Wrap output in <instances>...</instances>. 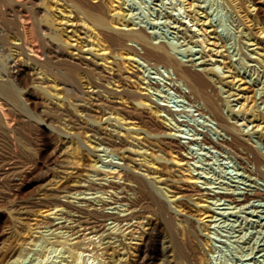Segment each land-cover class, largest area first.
I'll return each instance as SVG.
<instances>
[{"label": "bare ground", "instance_id": "bare-ground-1", "mask_svg": "<svg viewBox=\"0 0 264 264\" xmlns=\"http://www.w3.org/2000/svg\"><path fill=\"white\" fill-rule=\"evenodd\" d=\"M179 5L174 42L124 0H0V264H206L212 199L264 217V0ZM193 144L238 161L233 189Z\"/></svg>", "mask_w": 264, "mask_h": 264}, {"label": "rangeland", "instance_id": "rangeland-1", "mask_svg": "<svg viewBox=\"0 0 264 264\" xmlns=\"http://www.w3.org/2000/svg\"><path fill=\"white\" fill-rule=\"evenodd\" d=\"M124 1H125L126 11L131 12L132 18L134 19L135 22L146 26L150 31H155L153 33L157 37L171 39L174 42L178 41V38L174 32L173 27L168 25L169 24L168 22L171 19V17H169L170 14H172L171 12H174L173 13V15L175 14L174 16H176L177 14V16L179 17L182 16L181 18H186L185 13L182 11L183 9L180 11L179 0L176 1L124 0ZM174 5L176 9L174 8ZM1 6L4 7L5 3L1 4ZM177 6L179 9L177 8ZM218 8H219L218 11L221 15L225 13L221 17L227 18L226 9L223 8L222 5H219ZM182 13L184 14V16ZM226 18H224V20H226ZM196 48H200V46H196ZM1 53H3L4 55L3 54L1 55ZM4 56L5 58L8 57L7 53L1 51L0 58L2 60H5ZM150 69H152V72L150 71ZM150 69L148 71H150L152 75L154 74L159 75L156 69L154 68H150ZM172 91L173 90H171V94L173 93L174 94L172 95L173 101L171 102L174 104L176 101L177 102L179 101V104L180 103L184 104V102L180 100V98L182 99V97L177 96L175 91L173 92ZM176 98L179 99L177 100ZM177 102L174 105H176ZM197 115H196L197 119L198 117H200V120H203V117L201 119V115H199L198 117ZM183 127H185L186 130L190 129L189 125H184ZM192 148H194V150L196 148L198 149L197 152L199 156L197 154L196 155L199 159L197 157L196 158L197 160L200 161L199 164H201V166L196 167L197 170L195 169L194 171L196 173H199V171L201 172L203 170L201 173L198 174L200 176L201 174H206L207 171L208 173L206 175L209 176V177H205L202 175L200 177V179H203L200 180L201 185L203 184L205 186L206 185L205 183H207V181H211L213 179L211 183L214 185L218 184L220 186L222 185L223 187L232 188V189L234 188L233 185L234 181L231 179H233V177L235 178L236 176L235 166L238 164V161H236V159L234 161L231 159H230L231 161H229V159H222L223 157H220L221 159H218V157H215L216 153L213 154V152L210 151L211 152L210 153L208 149L200 148L199 144L198 145L193 144ZM110 149L111 148L108 147L106 148V146L103 145L99 146L98 153H99L100 161L98 162V164H100V167L108 168L114 165V162L117 163L118 161H120L118 152H115V150L113 149L110 150ZM205 152L206 154H204ZM203 155L204 157L208 155L214 157L213 159L210 158L207 160H202ZM214 158H216L218 161ZM208 162L210 163L208 164ZM228 164L231 165L229 166ZM258 181L261 182L263 181V179H260ZM12 183L10 182V183H6L7 185L5 184V188L7 187L6 190L11 189L10 185L11 187L12 186L15 187L14 186L15 184ZM25 191L24 194H26V196H28V194L30 195L31 192L29 190L28 191L25 190ZM220 200L221 202H218ZM220 200H218L217 202H215L216 200L215 201L213 200L212 202L210 201L209 203L211 207L214 209L215 216L210 217V220H206V222H201V221L197 222V226L199 229L198 232L200 233L199 235L201 239L200 243L202 245L200 256L205 258L206 264H264V262L260 258H258L259 255L258 253H256L255 250V245L257 244V241H259L260 237L264 235V232H262L264 231L263 230L264 217L259 218V216L253 214L252 210H250L252 208H255L256 207L255 204H258L260 201L256 200L254 203V207L253 205L249 204L251 206L248 207L243 206L244 207L243 208L241 204H236L235 202H232L230 200L227 199L224 200L220 199ZM1 224H3L4 226H1ZM5 227H7V221L3 216H1L0 231H3ZM254 243L256 244L254 245Z\"/></svg>", "mask_w": 264, "mask_h": 264}]
</instances>
